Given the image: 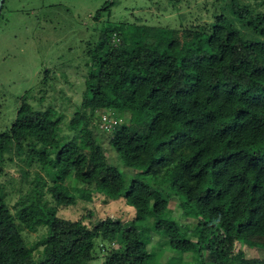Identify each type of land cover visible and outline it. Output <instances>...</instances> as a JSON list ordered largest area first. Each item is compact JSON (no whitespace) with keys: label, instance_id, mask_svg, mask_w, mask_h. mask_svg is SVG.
I'll return each mask as SVG.
<instances>
[{"label":"trees","instance_id":"1","mask_svg":"<svg viewBox=\"0 0 264 264\" xmlns=\"http://www.w3.org/2000/svg\"><path fill=\"white\" fill-rule=\"evenodd\" d=\"M211 6L209 20L180 16L177 27L101 28L87 49L71 136L60 134L53 109L26 101L0 131V175L13 159L35 167L24 171L15 206L24 225L46 228L39 264H89L97 240L108 244L102 264H149L139 230L149 220L172 249L201 264H264L237 249H264V0ZM100 111L127 115L109 146L135 175L112 163L94 136ZM93 193L123 198L134 218L86 224L58 216ZM173 197L184 222L171 218ZM0 264H37L1 186Z\"/></svg>","mask_w":264,"mask_h":264},{"label":"rangeland","instance_id":"2","mask_svg":"<svg viewBox=\"0 0 264 264\" xmlns=\"http://www.w3.org/2000/svg\"><path fill=\"white\" fill-rule=\"evenodd\" d=\"M213 2L214 0H4L0 12V131H5L10 126L20 103L26 101L35 109H53L58 114L60 134L71 136L66 126L80 105L84 81L90 70L86 65L89 60L87 49L97 43L101 28L104 29L108 24L135 21L177 27L180 16H183L186 23L198 18L209 20L214 11L211 6ZM102 8L104 10L99 19L95 20L94 14ZM232 20L239 26L233 18ZM102 114L107 118L105 121ZM99 115L100 123L94 136L102 142L112 163L123 172L135 175V170L121 165L118 154L109 146L114 126L117 121L125 120L127 115L109 111H100ZM34 169L35 167L29 168L23 162L13 159L6 163L4 172L0 175V186L3 188L5 202L15 216L16 226L39 264L46 228L24 225L17 218L18 208L15 206L24 171L32 173ZM71 190L75 192L73 188ZM171 208V218L184 222L175 197L171 199ZM58 216L69 220L82 219L86 224L108 217L125 222L134 218L135 209L127 205L123 198L105 201L102 194L93 193L90 201L77 198L73 204L59 207ZM139 230L150 255L149 264H201L195 254L172 249L166 236L156 231L150 220L140 224ZM107 246V243L97 240L94 258L89 264H102ZM237 249L243 251L248 258H264L262 248L239 244Z\"/></svg>","mask_w":264,"mask_h":264},{"label":"built area","instance_id":"3","mask_svg":"<svg viewBox=\"0 0 264 264\" xmlns=\"http://www.w3.org/2000/svg\"><path fill=\"white\" fill-rule=\"evenodd\" d=\"M102 118H103L104 121L107 119L104 114H102ZM103 120H102V123H103ZM102 123H101V125H102ZM101 125H100V127H101Z\"/></svg>","mask_w":264,"mask_h":264},{"label":"water","instance_id":"4","mask_svg":"<svg viewBox=\"0 0 264 264\" xmlns=\"http://www.w3.org/2000/svg\"><path fill=\"white\" fill-rule=\"evenodd\" d=\"M3 2H4V0H0V12H1V8H2V5H3Z\"/></svg>","mask_w":264,"mask_h":264}]
</instances>
